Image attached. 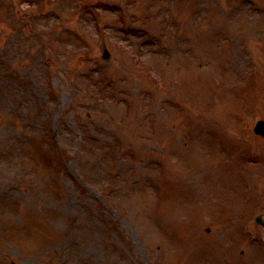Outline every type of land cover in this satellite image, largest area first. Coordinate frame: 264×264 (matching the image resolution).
Returning a JSON list of instances; mask_svg holds the SVG:
<instances>
[{"label": "rangeland", "instance_id": "1", "mask_svg": "<svg viewBox=\"0 0 264 264\" xmlns=\"http://www.w3.org/2000/svg\"><path fill=\"white\" fill-rule=\"evenodd\" d=\"M258 120L264 0H0V264H264Z\"/></svg>", "mask_w": 264, "mask_h": 264}, {"label": "water", "instance_id": "2", "mask_svg": "<svg viewBox=\"0 0 264 264\" xmlns=\"http://www.w3.org/2000/svg\"><path fill=\"white\" fill-rule=\"evenodd\" d=\"M256 131L264 133V122H259L257 124Z\"/></svg>", "mask_w": 264, "mask_h": 264}]
</instances>
